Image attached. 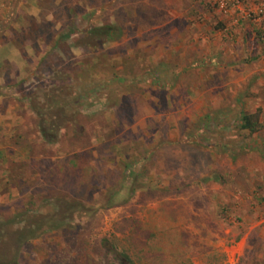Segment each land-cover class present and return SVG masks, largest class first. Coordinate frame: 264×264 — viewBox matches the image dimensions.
Listing matches in <instances>:
<instances>
[{
	"label": "rangeland",
	"instance_id": "1",
	"mask_svg": "<svg viewBox=\"0 0 264 264\" xmlns=\"http://www.w3.org/2000/svg\"><path fill=\"white\" fill-rule=\"evenodd\" d=\"M33 1L0 0L26 58L0 67V262L264 264V0H40L22 20Z\"/></svg>",
	"mask_w": 264,
	"mask_h": 264
},
{
	"label": "crops",
	"instance_id": "2",
	"mask_svg": "<svg viewBox=\"0 0 264 264\" xmlns=\"http://www.w3.org/2000/svg\"><path fill=\"white\" fill-rule=\"evenodd\" d=\"M39 2H40V0H34L33 2L28 3V5H26V8L24 9V11L17 10L16 13H20L19 16L22 18V20L28 21L29 19H31L32 21L37 22L39 20V18L41 17L40 14H41V10H42V7H41ZM25 17H26V19H25ZM27 18H29V19H27ZM234 29H236V27H234ZM237 29L247 30V32H249V34H247V35L249 36L250 41L254 40V31H253V26L251 24L244 23V24H242V26L239 25V27ZM251 30H252V32H251ZM241 41H242V37L240 35L235 37V44L234 45H239L238 42L240 43ZM262 42L264 45V40ZM253 50H255V49H253ZM20 52H21L20 49H18L17 47H11V45L8 46L7 42L0 44V67L2 66V64H5L7 62L8 63H11V62L16 63V62H19V60L20 61H26V58ZM256 52H257V54L254 56V59H256L257 62L259 61L258 62L259 64H260V61L264 62V49L258 50V46L256 44ZM258 52H260V53H258ZM4 72H5V69H4V71H1L0 77L4 76ZM255 73H256V76L258 77V79L260 81L264 80V66L263 65H257ZM256 111H258V108L255 109V112ZM240 120H241V118H240ZM241 123H242V121H241ZM256 123L260 124V127H261L262 121L259 118L256 119Z\"/></svg>",
	"mask_w": 264,
	"mask_h": 264
},
{
	"label": "trees",
	"instance_id": "3",
	"mask_svg": "<svg viewBox=\"0 0 264 264\" xmlns=\"http://www.w3.org/2000/svg\"><path fill=\"white\" fill-rule=\"evenodd\" d=\"M102 29V33H104L106 36H109L111 30V27H104L101 28ZM95 31V28H90L88 30V33L93 34V32ZM255 112L253 114H242L241 115V121L242 123L240 124V128L242 129H247V131L249 132H253L256 131L257 129L260 128V124L256 123L255 120ZM56 124V126H52L51 128L46 127L44 124H42L41 122H39L38 128H39V132L41 135V138L43 140H45L46 142H55V138L57 136V132H58V126L60 125ZM129 198V193H120L119 189L113 191L110 195H108L107 200L110 202L106 204V206H111V205H121L123 203H125ZM13 217V216H12ZM12 217L6 219L5 223L11 222L12 221ZM57 225H55L54 227H57ZM50 229V228H49ZM24 238H26L25 233L23 234H18V239L19 240H23ZM27 240V239H26ZM124 258L126 259V257L124 256ZM127 260V259H126ZM12 261V259H11ZM0 264H10L9 261L6 262H0Z\"/></svg>",
	"mask_w": 264,
	"mask_h": 264
},
{
	"label": "built area",
	"instance_id": "4",
	"mask_svg": "<svg viewBox=\"0 0 264 264\" xmlns=\"http://www.w3.org/2000/svg\"><path fill=\"white\" fill-rule=\"evenodd\" d=\"M220 4H221V6H222V1H221V3H220ZM257 10H258V13H259V12H261V9H257Z\"/></svg>",
	"mask_w": 264,
	"mask_h": 264
}]
</instances>
